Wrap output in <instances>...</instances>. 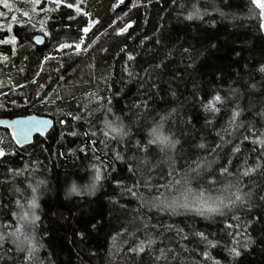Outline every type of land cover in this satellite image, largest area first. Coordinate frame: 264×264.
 I'll use <instances>...</instances> for the list:
<instances>
[{
	"label": "trees",
	"instance_id": "obj_1",
	"mask_svg": "<svg viewBox=\"0 0 264 264\" xmlns=\"http://www.w3.org/2000/svg\"><path fill=\"white\" fill-rule=\"evenodd\" d=\"M66 2L79 5L84 12L91 13L93 19L99 20V24L85 36L86 44L91 39H95L96 43L79 55L72 48L57 51L59 44H74L84 36L80 29L86 26L88 19L82 13H77L75 8L61 6L49 14L53 17L48 22L51 35L45 37L43 45L29 39L42 34L38 25L33 29L30 25L20 27L14 24L10 33L3 25L4 30H0V39L12 35L18 37L17 45H0V51L10 56V62L0 61V117L36 113L54 119V125L46 134H38L31 143L24 145H16L11 139V132L0 128L6 151L16 153L0 159V232L7 233L14 229L17 219L12 213L20 212L15 201L19 199L27 210V200L32 195L29 185L35 187L38 181L43 180L45 183L38 188L39 207L36 213L40 220L35 228L39 248L37 255L43 264H153L150 254L136 256L127 251L130 245L123 241L131 238L122 236L115 242L112 240V236L122 227L134 230L129 220L132 210L138 207V201L134 198L119 196V190L112 183L115 177L129 175L123 162L113 161V150L120 151L126 158L131 156L135 151L134 142L146 134L152 118L159 120V115L167 114L172 109H176V112L169 118L166 128L181 140L182 148L178 146L175 154L177 170L181 172L187 166L182 157L195 159L196 156L207 155L204 150L197 149L196 144L203 142L211 146L219 142L216 132L227 126L230 110L236 103L243 109L239 119L245 127L252 126L257 133L264 131V115H261L264 113V73L259 71L264 65V30L259 29L260 20L249 14V0H126L123 4L119 0ZM133 3L137 6L133 7ZM193 3L200 8L202 19H185ZM113 5L118 6L113 8ZM69 16L75 19L70 20ZM112 20H116V24L109 27ZM129 21H134L133 26L124 34L117 35L116 29ZM162 37L163 43L157 45L155 41ZM12 47H17L15 56L11 55ZM181 47H191L201 53L194 68H186ZM168 49L175 51L169 57L167 68L151 78L147 77L143 69L160 62ZM129 54L135 57L132 61L127 59ZM45 56L54 59L44 61ZM128 72L138 73L144 80L141 81L139 76L132 79ZM153 81L159 85V94L150 101L152 111L137 121L133 112H137V115L139 112L129 109L146 98V91L155 92L150 88ZM142 82L143 88L140 86ZM252 84L256 85L254 89ZM229 87L238 89L236 96L217 114L214 125H207L206 119H212V116L204 111L201 100L206 101L215 90L226 95ZM172 91H175V96L171 95ZM93 92L104 98L112 97V113H106L93 102L89 104L92 115L89 116L87 111L81 113L85 119L73 121L70 117L62 116V112L77 111V101L83 106L88 102L86 94ZM37 93H47L46 99L54 102L42 103L37 99ZM56 94L64 99L55 100ZM73 96L75 99H72ZM91 99L95 101V97ZM103 103L106 109V99ZM106 117L109 120L120 117L130 128L129 137H125L123 142L109 140L107 148L100 143L104 139L101 129H104ZM62 118L66 119V124L59 123ZM188 118H191V124L185 123ZM142 126L144 131L140 130ZM70 131H76L77 135H68ZM93 131L97 133L96 136L91 135ZM85 132L89 135H84ZM241 132L250 136L249 141L242 145V153L252 163L257 153L250 151L254 147L251 134L240 129L234 135L239 136ZM92 140H96L95 151L92 150ZM82 147L85 148L83 152L79 150ZM155 158L162 157L157 153ZM223 162L224 154L221 153L220 163ZM94 164L107 166L106 175L110 173L95 195L67 196L73 182L82 184L85 182L82 177L92 175ZM9 168L18 169L21 174L9 173ZM112 168L116 171H112ZM166 170L167 165H161L153 173L154 184L166 183L167 178L163 176ZM218 179L220 183L215 186L204 185L210 189L207 195H217V189L229 178ZM127 182L131 183L130 180ZM243 183L245 191L251 189L256 195L250 210L245 208L236 213L241 216L242 222L251 221L248 235L252 241L247 248H241V256L237 258L230 256L227 250L233 245L225 234V217L214 215L204 218L183 209L179 210L178 215L154 209L143 211L152 218L153 223L159 220L179 227L189 225L211 234L210 239L220 240L219 246L211 250V255L220 264H264V201L259 200V195H264V191H260L264 188V174L258 171L251 178L244 177ZM192 187L194 190L198 187L196 181H193ZM145 195L148 193L145 192ZM111 196H116L120 204L127 205V213L112 204ZM231 215L229 212L228 217ZM97 221V229L88 228L90 223ZM4 225L9 227L5 228ZM85 229L86 238L81 239L76 235ZM188 230L185 227V231ZM137 235L143 238L142 232ZM167 235L174 236V233ZM169 244L176 247L175 241L168 240L163 244L158 240L153 247ZM187 246L189 249L195 247L193 243ZM199 247L202 249L204 245ZM24 255L15 250L10 237L0 244V257H6L7 264H27ZM183 256L187 257L183 264H202L194 252L184 253ZM0 264H5V260H0ZM171 264H181V261H171Z\"/></svg>",
	"mask_w": 264,
	"mask_h": 264
},
{
	"label": "snow or ice",
	"instance_id": "obj_2",
	"mask_svg": "<svg viewBox=\"0 0 264 264\" xmlns=\"http://www.w3.org/2000/svg\"><path fill=\"white\" fill-rule=\"evenodd\" d=\"M175 2V0H174ZM3 8L11 12L12 6L9 4L8 0H0ZM83 3V0H81ZM119 3H124V0H119ZM28 7L21 13V16L25 18L23 22L18 20L16 15H11V23L7 25L6 32L13 31V25L19 24L20 27L25 25H30L33 29L37 28L39 25V31L42 36L33 35L29 39L34 40L36 44L43 43L44 37L51 35L48 30V22L53 19L49 14L57 11L61 6L72 9L75 8L77 13L82 12V8L79 5H74L72 3H67L66 0H27ZM47 5V6H46ZM118 5H113L116 8ZM137 5L133 3V7ZM183 7V5H182ZM192 10L188 12L185 19L193 20L194 18L202 19V13L200 8L196 3L192 4ZM214 10H216L214 8ZM18 11V9H17ZM249 14L251 16H256L260 20L259 29L264 30V0H249ZM5 13L0 12V17H4ZM83 15L89 17L86 26H84L80 31L83 34H88L91 28L99 24V20L90 17V13L83 12ZM223 15V13H221ZM70 20L75 19V17L69 16ZM35 19V22H34ZM116 24V20H112L109 27H113ZM134 24V21L127 22L123 27L116 29L117 35L124 34L129 28ZM0 30H4V26L0 25ZM18 37L12 35L6 39H0V45H17ZM96 43L95 39H91L89 43L86 44L85 37L81 36L77 42L74 44L61 43L58 46L57 51L63 50L65 48H72L73 51L79 55L81 52H86L93 44ZM157 45L163 43V37L155 41ZM22 47V46H21ZM214 47V45H213ZM107 51V49H102ZM124 49H122L123 51ZM175 49H168L165 52L163 59L154 64L149 65L148 68L143 69L145 75L151 78L154 74L162 73L164 69L167 68L169 57L174 54ZM181 55L186 60V68H194L196 61L201 53L195 51L191 47H181ZM17 54V47L11 48V55L15 56ZM239 55V53H237ZM135 57L131 54L127 56L129 61H132ZM27 59V57H24ZM49 59H54V57L45 56L44 61ZM0 61L10 62V56L0 51ZM23 71V69H20ZM261 73H264V65L259 68ZM39 75V73H37ZM128 76L135 79L139 74H134L128 72ZM140 80L143 81L144 77L139 76ZM173 78H177L174 74ZM63 79V77H61ZM105 82L107 78L105 77ZM35 82V81H33ZM144 87L143 82L140 85ZM251 87L254 89L255 84ZM150 88L154 89L155 92L149 93L145 92V99H142L134 103L132 109H136L139 112H133V115L137 116V121H140L143 117L147 116L152 110L150 107V101L153 96L159 94V85L153 81L150 84ZM110 90V88H109ZM238 89L231 88L227 90L226 95H222L220 90H215L210 97L204 101L201 100V106L206 113L212 116V119H206L205 123L209 126L214 125L215 118L217 114L221 113L222 108L226 107L229 100L236 96ZM47 93L41 95L37 93V99L42 103L49 104L53 103V100L46 99ZM119 95V93H116ZM172 96H175V91L171 92ZM88 102L83 103L77 101L76 108L77 111H67L62 112V116L65 118L70 117L73 121H79L85 119L82 112L87 111L88 115H92V111L89 110V104L95 102L100 109H104L106 113H112V97H101L97 93H87ZM95 97V101L91 98ZM64 97L56 94L55 100H63ZM72 99H75L73 96ZM106 99L108 107L104 108L103 101ZM15 104V101L12 102ZM231 115L227 121V126L221 128V130L216 132V136L219 137V142H214L213 145H208L206 143H198L195 147L199 150H204L207 155L196 156L192 159L191 156L182 157L185 160L186 168L183 171L177 170V157L176 153L178 151V146L182 148L181 140L176 138V134L170 129L166 128L169 122V118L176 112V109H172L167 114L159 115V120L152 118L151 123L147 126L146 134L141 136L140 139L134 142L135 151L131 156L127 158L120 151L113 150V161H121L126 165V171L129 174L127 177H115L112 183L116 189L119 190L118 195L121 197L130 196L138 201V207L132 210V218L129 220V224L133 226V231H129L128 227H122L119 232L112 236V240L115 242L118 237L127 236L131 238L125 239L124 244H129L127 248L129 253H134L136 256H140L141 253L150 254V258L153 264H171V261L180 260L181 264L187 259L184 257V253H196L200 257L202 264L207 262V264H220L219 260H216L211 255V250L219 246L220 240L210 239L211 234H206L202 230H196L189 225H185L189 230L185 231V227H179L173 223H163L157 221L152 222L151 217H147L144 213V209L152 211L153 209L157 212L168 213L169 215L180 214L179 210L183 209L185 212H194L204 218H210L214 215H219L226 218L224 224L225 234L230 237L232 247L228 248L230 256L237 258L241 256V248H247L249 243H251V237L248 235V227L251 221L242 222L241 216L236 213L242 209H251L253 198L256 195L251 189L245 191V185L243 183L244 177L251 178L252 174L259 171L260 174H264V131L257 133L253 130L252 126L245 127V124L239 118L242 115L243 109L236 103V106L231 110ZM113 115H115L113 113ZM264 115V113H261ZM62 118L59 120L60 124H66V119ZM50 120L47 119H37L36 117H28L27 119L18 120H0V125H4L6 128L11 127V139L15 141L16 145H22L24 141L28 140L29 133L33 129L40 132L41 135L44 134V129H46ZM186 124H191V118L185 121ZM240 129H245L251 134V143L254 145L251 152L257 153L255 160L249 163V158L247 155L242 153V145L245 141H249L250 136L240 133L239 136H235L234 133L238 132ZM144 131L143 126L140 129ZM104 139L100 140L106 148L108 147L109 140H118V142H123L125 137H129L130 128L126 126L120 117H116L114 120H109L107 117L104 120V129H101ZM63 137V133L61 134ZM70 136H76V131L68 132ZM84 135H89L85 132ZM92 136H96L95 131L91 132ZM229 137V139H226ZM92 150L95 151L96 140L91 141ZM259 146L258 148L255 146ZM225 149H227L225 151ZM81 152L85 151V148L79 149ZM75 151V150H70ZM161 155V159H156V154ZM221 153L224 154V162L220 163ZM14 151H6L5 141L0 137V159H3L6 155H15ZM107 155V153H105ZM243 158L241 159V157ZM98 159V158H97ZM239 160V164H237ZM167 165V170L163 173L166 177V183L154 184L153 183V173L161 166ZM213 165L217 167L213 168ZM235 167V171L233 168ZM112 171H116L112 168ZM9 173H15V175H20V170H14L9 168ZM107 173V166H97L92 165V175L90 177H82L81 179L85 182L82 184H77L73 182L71 187L68 189L66 195H95L98 188L101 186V182L108 178L110 173ZM218 177L229 178L227 183H224L219 189H217L218 194L215 196L207 195L209 192L208 187L204 185L215 186L220 183ZM131 181L128 183L127 181ZM193 181H196L198 187L194 190L192 187ZM45 181L41 180L37 182V185L33 187L29 185L31 189V198L27 200V205L29 206L25 210V206L21 204L20 200H16L15 203L20 212H13L12 215L17 219V223L14 229L10 232L4 233L0 232V244H2L6 237H10L12 243L15 246L17 252L25 253L24 261L27 264H43V261L39 259L38 253V242L35 237L36 222L40 220V216L37 215L36 209L39 205L38 201V188ZM144 189V191H141ZM19 191V189H17ZM264 191V188L260 189ZM145 192L148 195H145ZM155 192L156 195H152ZM168 193L169 195H166ZM175 194V195H171ZM110 201L114 206L118 205L119 209L127 213V205L120 204L116 196L109 197ZM259 200L264 201V195H259ZM231 212L232 215L228 217V213ZM235 221V223L230 222ZM99 221L96 223H90L88 228L97 229ZM5 228L9 225H4ZM87 229L81 230L76 233L81 239L86 238ZM143 233V238L137 235V233ZM174 233V236H168L167 234ZM163 244L166 240L175 241L176 247L170 244L165 247L154 248L157 245V241ZM243 240V243L241 242ZM187 242V243H185ZM193 243L195 247L189 249L187 244ZM203 244L204 247L201 249L199 246ZM179 249V250H177ZM11 251V250H9ZM0 260H5L7 264L6 257H0Z\"/></svg>",
	"mask_w": 264,
	"mask_h": 264
},
{
	"label": "rangeland",
	"instance_id": "obj_3",
	"mask_svg": "<svg viewBox=\"0 0 264 264\" xmlns=\"http://www.w3.org/2000/svg\"><path fill=\"white\" fill-rule=\"evenodd\" d=\"M84 1V0H83ZM126 0H124L125 2ZM9 4L12 6V11L9 12L7 9H4L3 8V5L2 3H0V12H4L5 15L4 17H0V22L2 23V25H4L6 28H7V25L9 23H11V15H16L18 17V20H20L21 22H23V20L25 18H23L21 16V13L27 9L28 7V4H27V0H8ZM47 6V5H46ZM18 9V11H17ZM83 10H82V14H83ZM90 17L92 18L91 16V13H90ZM87 19H89V17H86ZM34 22H35V19H34ZM38 25V24H37ZM95 26V25H94ZM94 26L92 28H94ZM38 28H39V25H38ZM91 28V29H92ZM84 37L87 35V34H83Z\"/></svg>",
	"mask_w": 264,
	"mask_h": 264
},
{
	"label": "water",
	"instance_id": "obj_4",
	"mask_svg": "<svg viewBox=\"0 0 264 264\" xmlns=\"http://www.w3.org/2000/svg\"><path fill=\"white\" fill-rule=\"evenodd\" d=\"M120 4H123V3H120ZM36 36H42V34H37ZM44 43H45V37L43 39V43L38 44V45H43ZM28 117H36L37 119H47V120L51 121L49 126L46 129H44V134H46L54 125V119L52 117L40 115V114H36V113H31V114H27V115H23V116H16V117H0V120L11 121V120H18V119H27ZM0 128L8 129L10 132H12V128L10 126L6 128L4 125H0ZM38 134H40V132L37 131L36 129H33L32 132L29 133L28 140L24 141L22 143V145L31 143L33 141L34 137Z\"/></svg>",
	"mask_w": 264,
	"mask_h": 264
}]
</instances>
